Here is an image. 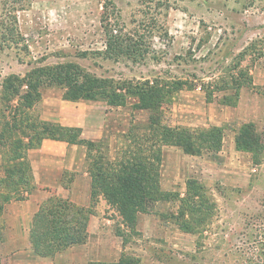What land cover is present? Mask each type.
I'll list each match as a JSON object with an SVG mask.
<instances>
[{
	"label": "rangeland",
	"instance_id": "rangeland-1",
	"mask_svg": "<svg viewBox=\"0 0 264 264\" xmlns=\"http://www.w3.org/2000/svg\"><path fill=\"white\" fill-rule=\"evenodd\" d=\"M31 1L29 10L18 14L14 23L13 18L2 15L5 5L0 0L2 123L13 117L18 101V98L3 99L9 97L5 80L11 76L23 79L40 67L70 63L87 74L117 83L150 79L168 87L182 80L188 85H205L213 90L221 87L222 81H229L235 72H241L242 80L246 81L251 73L249 67L254 65L255 70L264 58V35L240 56L239 48L248 35H229L216 48L205 51H199L195 44L191 49H177L174 45L179 36L177 31H187L178 26L185 18H179L177 13L183 15L188 7L196 13L198 5L203 3L199 0ZM207 7L214 14L226 6L220 1H210ZM238 8L237 3L234 9ZM259 11H264V3ZM193 18L192 31L202 30L208 24L214 28L234 25L241 30L244 27L236 12H227L222 18L213 15L208 24L200 17ZM205 38L204 33L201 39ZM243 61L247 68L228 66ZM42 94L44 98L61 97L63 91L50 88ZM128 101L130 104L119 108L110 107L104 101L85 102L107 114L109 125L104 150L107 151L110 141L115 150L113 157L128 150L130 145L133 147L134 139L143 135L141 128L148 119L147 112L137 111L131 104L133 100ZM39 115L38 108L24 114L31 119ZM162 117L165 124L173 120L169 114ZM236 122L243 121L236 119ZM238 128L235 121L227 125L226 136ZM258 130L264 134V120ZM147 142L154 149V142L150 139ZM175 148H161L166 164L159 168V181L166 185L164 189L170 195L164 196V200L168 201H161L148 214L140 216L134 231L125 230L118 213L110 209L102 225L103 238L89 243L86 250L78 246L67 253H97L100 245L103 253H125L129 264H264V158L256 164L250 154L241 151V163L236 167L232 164L230 169H242L243 176L232 174L226 183L222 177L211 180L193 175L187 163L182 162L180 166L177 161L167 163L168 157L177 152ZM189 182H196L198 186L189 188ZM187 198L193 199L191 204ZM11 203L5 206L0 217V231L11 217ZM119 232L127 233L126 241L118 236ZM8 237L5 233L0 241L3 262H9L11 253H29L26 242L12 243Z\"/></svg>",
	"mask_w": 264,
	"mask_h": 264
},
{
	"label": "trees",
	"instance_id": "trees-1",
	"mask_svg": "<svg viewBox=\"0 0 264 264\" xmlns=\"http://www.w3.org/2000/svg\"><path fill=\"white\" fill-rule=\"evenodd\" d=\"M2 2L5 5L2 15L13 18L14 23L18 14L28 11L32 3L31 0ZM3 25L9 28L6 23ZM239 76L242 79L241 72ZM5 83L9 89V97L7 95L3 99L18 98V101L13 117L0 122V155L5 172L4 178L0 180V217L7 204L14 199H23L26 192L32 191L28 153L41 146L45 139L64 141L70 145H85L88 148L92 176L91 203L96 205L103 198L118 213L125 230L130 231L135 230L140 216L148 214L161 201H168L167 198L164 200V196L168 197L170 194L161 190L159 181L162 147L173 146L187 154L199 155L205 151H218L222 146V129L190 130L162 125L161 108L169 100V96L178 90L195 88V85H188L181 80L168 87L154 81L117 83L112 79L87 74L78 65L62 63L34 69L23 79L11 76ZM241 84L233 75L229 81H222L219 88L210 90L205 87L207 98L212 101L216 91L239 90ZM50 88L61 89L63 99L71 102L104 101L110 107L119 108L130 104L128 99L133 100L131 104L137 111L148 113L145 127L141 128L143 135L139 134L134 139L133 147L130 145L128 150L110 157L104 150L107 138L103 143L96 144L81 139L79 129L50 125L38 117L31 119L24 116L43 98L42 92ZM222 101L231 105L235 103V98L223 97ZM148 138L154 142V149L148 144ZM236 144L238 150L250 154L256 164L263 161L264 134L258 131L255 124L242 125ZM188 185L189 188L198 186L196 182H189ZM192 200L190 198L188 203L191 204ZM193 208L197 206L194 205ZM91 214L92 210L75 206L61 197L47 200L36 215L31 234L34 253L41 258H55L73 247L86 244ZM126 234L119 232L118 236L126 241ZM1 238L0 231V241ZM127 258L124 253L118 264H129ZM0 264H5L1 256Z\"/></svg>",
	"mask_w": 264,
	"mask_h": 264
},
{
	"label": "crops",
	"instance_id": "crops-1",
	"mask_svg": "<svg viewBox=\"0 0 264 264\" xmlns=\"http://www.w3.org/2000/svg\"><path fill=\"white\" fill-rule=\"evenodd\" d=\"M201 1L204 5L203 3L201 6L198 5L196 13L190 7L184 10L183 15L177 13L179 18L182 16L185 18L182 25L178 26L187 29V31H177L179 36L174 41L177 49H191L195 44L199 51H205L216 48L218 43L227 40L229 35H248L247 41L239 48L240 56L250 49L257 40L262 39L264 11H259V7L264 3V0H199V2ZM210 1L223 2L226 7L223 10L214 11L215 13L212 14L213 9L207 7V3ZM246 2L249 4L245 5ZM237 3L239 8L235 10ZM227 12H236L243 20L244 27L241 30L240 27L234 25L214 28L208 24L213 15L222 18L226 17ZM194 16L205 20L204 23L208 26H204L202 30H190V23ZM204 33L207 34V38L201 39ZM194 34L197 37H190ZM236 57L232 59L233 62ZM232 63L228 66H234V69L248 67L245 65L246 61L240 62L238 65L236 63L232 65ZM253 67L254 65L251 66V69L249 67L251 73H248L249 77L246 82L241 79L238 72L233 71L235 72L234 76L242 83L241 88L239 90L216 91L212 101L207 98L205 85H195L193 90L186 88L178 90L169 96V100L162 105L161 114L162 116L169 114L173 120L166 125L162 117L163 126L190 130L218 128L225 131V134H223L220 150L190 155L176 147L177 152L168 157L167 163L177 161L178 166L182 162L187 163L193 175H203L211 180L222 177L226 179H223L226 183L232 174L243 176L242 169H230L232 164L236 167L241 163L239 155L243 152L237 148V135L242 125L252 123L258 129V125L264 120V58L260 66H256L255 70ZM223 97H234L235 103L231 105L224 103ZM35 108L39 109L40 115L37 117L42 122L79 129L81 130V139L85 141L100 144L107 138L109 125L107 114L100 109L86 105L85 102L66 101L63 96H49L43 97L33 107V109ZM236 119L243 122L237 123ZM234 121L239 125V128L235 129L233 134L226 136L225 127L233 125ZM107 152L110 157L114 156L115 150L110 141L107 145ZM163 158L160 167L166 164V160ZM28 161L31 167L32 191L26 192L23 199L12 200L11 217H8L4 223L5 228L3 226L1 229V235L3 237L6 233L12 243L26 242L29 253H11L8 257L9 262L4 261L5 264H118L124 253H103V248L100 245L96 249L97 253H67L72 248L55 258H41L34 253L31 246V234L35 218L42 205L50 198L61 197L75 206L92 210L88 224V240L86 244L82 245L85 250L89 243L94 240L100 241L103 238L102 225L106 221V212L111 208L103 198H100L96 205L91 203L92 176L89 170V150L85 145H70L64 141L45 139L41 146L29 151ZM4 176L5 172L0 156V180ZM160 186L163 192L169 193L164 189L166 185L164 186L161 181Z\"/></svg>",
	"mask_w": 264,
	"mask_h": 264
}]
</instances>
